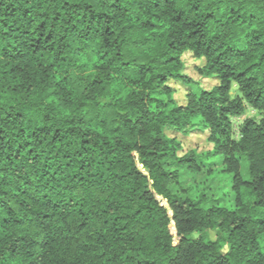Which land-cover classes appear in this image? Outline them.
Here are the masks:
<instances>
[{
  "label": "trees",
  "instance_id": "obj_1",
  "mask_svg": "<svg viewBox=\"0 0 264 264\" xmlns=\"http://www.w3.org/2000/svg\"><path fill=\"white\" fill-rule=\"evenodd\" d=\"M216 158L234 209L172 191ZM0 264H264V0H0Z\"/></svg>",
  "mask_w": 264,
  "mask_h": 264
},
{
  "label": "rangeland",
  "instance_id": "obj_2",
  "mask_svg": "<svg viewBox=\"0 0 264 264\" xmlns=\"http://www.w3.org/2000/svg\"><path fill=\"white\" fill-rule=\"evenodd\" d=\"M184 62V74L193 82L194 88L209 90L216 85L217 81L211 78H202L197 73V68L202 66V61L195 59L190 53H185L182 57ZM170 86L175 89V98L179 104L184 103L186 88L181 84L171 82ZM237 95L235 88L231 96ZM258 119V114L246 106L243 116L232 120L234 138H238V127L245 119ZM182 143L183 151L188 152L195 150L198 153L207 152L211 149V145L207 143L205 134H188L185 137L178 136ZM172 167L171 169H173ZM241 175L247 180L246 165L241 159ZM172 191L180 196H186L198 199L204 196L207 199L206 207L220 206L227 209H234V194L232 192L231 176L224 171L222 158L205 160L202 163L200 174L188 175L184 170L180 171V186L172 187ZM185 191V192H184ZM210 239H214L215 233L208 232Z\"/></svg>",
  "mask_w": 264,
  "mask_h": 264
}]
</instances>
